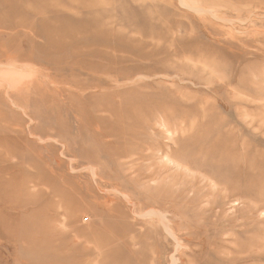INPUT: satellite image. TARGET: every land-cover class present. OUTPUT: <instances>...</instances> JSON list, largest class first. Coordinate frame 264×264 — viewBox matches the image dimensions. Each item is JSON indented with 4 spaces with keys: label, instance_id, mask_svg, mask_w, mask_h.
<instances>
[{
    "label": "rangeland",
    "instance_id": "374dc122",
    "mask_svg": "<svg viewBox=\"0 0 264 264\" xmlns=\"http://www.w3.org/2000/svg\"><path fill=\"white\" fill-rule=\"evenodd\" d=\"M0 264H264V0H0Z\"/></svg>",
    "mask_w": 264,
    "mask_h": 264
}]
</instances>
